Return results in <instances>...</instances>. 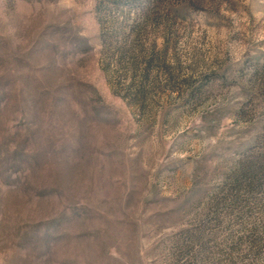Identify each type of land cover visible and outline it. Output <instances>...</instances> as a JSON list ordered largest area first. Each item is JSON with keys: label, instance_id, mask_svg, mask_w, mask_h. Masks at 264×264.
<instances>
[{"label": "rangeland", "instance_id": "rangeland-1", "mask_svg": "<svg viewBox=\"0 0 264 264\" xmlns=\"http://www.w3.org/2000/svg\"><path fill=\"white\" fill-rule=\"evenodd\" d=\"M0 264H264V0H0Z\"/></svg>", "mask_w": 264, "mask_h": 264}]
</instances>
